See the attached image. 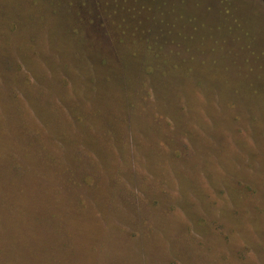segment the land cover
<instances>
[{
  "label": "rangeland",
  "instance_id": "374dc122",
  "mask_svg": "<svg viewBox=\"0 0 264 264\" xmlns=\"http://www.w3.org/2000/svg\"><path fill=\"white\" fill-rule=\"evenodd\" d=\"M96 5L0 0V264H264V1Z\"/></svg>",
  "mask_w": 264,
  "mask_h": 264
},
{
  "label": "trees",
  "instance_id": "16d2710c",
  "mask_svg": "<svg viewBox=\"0 0 264 264\" xmlns=\"http://www.w3.org/2000/svg\"><path fill=\"white\" fill-rule=\"evenodd\" d=\"M93 1L95 5L97 4V10H95L96 14L94 13L96 17H113V24H118V27H124L125 30L129 31V29L134 26V19L132 18L134 16V8L138 6L140 8L143 7L147 0H109V2L103 4L101 0ZM217 2L221 6L220 9H222V7L225 9L227 5L232 7L235 0H217ZM88 11L91 12L92 9ZM91 16L93 15L91 14ZM95 16H93V18H96ZM90 21L93 22L92 19H90Z\"/></svg>",
  "mask_w": 264,
  "mask_h": 264
}]
</instances>
